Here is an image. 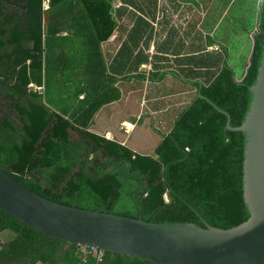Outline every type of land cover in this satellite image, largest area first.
Returning a JSON list of instances; mask_svg holds the SVG:
<instances>
[{"label": "trees", "instance_id": "trees-1", "mask_svg": "<svg viewBox=\"0 0 264 264\" xmlns=\"http://www.w3.org/2000/svg\"><path fill=\"white\" fill-rule=\"evenodd\" d=\"M47 1L45 24L43 0L0 2V169L32 193L78 209L223 230L245 222V134L226 129L225 114L197 93L225 110L231 126L240 125L252 99L264 34L254 36L251 66L241 82L227 64L202 62L209 64L199 69L209 68V82L193 84L191 102L154 153L142 156L88 126L100 106L121 99L117 76L146 79L139 69L148 58L143 52L133 57L143 36H128L116 63L107 66L102 44L114 35L119 17L111 1ZM258 32H264L263 0ZM149 76L153 82L164 78L161 72ZM50 124L54 130L48 133ZM65 128L76 138L66 139ZM0 234L5 236L0 264H80L77 246L53 240L1 210ZM87 264L150 263L105 253L101 262L90 258Z\"/></svg>", "mask_w": 264, "mask_h": 264}, {"label": "water", "instance_id": "water-1", "mask_svg": "<svg viewBox=\"0 0 264 264\" xmlns=\"http://www.w3.org/2000/svg\"><path fill=\"white\" fill-rule=\"evenodd\" d=\"M264 2V0H263ZM264 32H258L263 35ZM252 47L244 75L251 66ZM252 99L244 121L230 125V115L208 98L226 116L225 128L245 134L242 195L249 218L223 230L205 224L162 225L89 211L51 202L24 188L0 169V210L22 224L68 245L96 248L103 254L135 258L150 264H264V45ZM131 126V127H130ZM129 120L127 130L139 127ZM157 135L158 142L163 135ZM127 134V133H124ZM129 137V135H128ZM132 137V135H131ZM132 139V138H131ZM133 152L148 156L157 145L142 150L123 144ZM154 147V148H153Z\"/></svg>", "mask_w": 264, "mask_h": 264}, {"label": "crops", "instance_id": "crops-1", "mask_svg": "<svg viewBox=\"0 0 264 264\" xmlns=\"http://www.w3.org/2000/svg\"><path fill=\"white\" fill-rule=\"evenodd\" d=\"M238 1L239 0L214 1L213 4H211L209 7L208 17L200 19L201 32L198 35L199 44L193 46L192 49L190 50L188 49V46L185 45L178 50L171 51L172 49H167V51L164 52L166 55H170V56H175V55L187 56L184 57V59H181V63L179 66L153 65L152 63H150L149 56L147 55V53L145 51L139 50L140 47L138 45V48L133 54V57L135 54H137L136 52H143L144 56L148 58L149 63L142 65L139 69V72H143L145 74L146 79L142 82H137L135 79H128L121 81L120 76H117L119 81L115 84V86L120 89L121 99L119 101L103 104L102 106H100L98 110L95 112L91 121L89 122L88 130L99 135V137L101 138L116 142L121 145L128 143L130 141V144L137 148H140L142 150L148 148L150 149V147L152 146L149 144V140L150 141L156 140L157 144L155 145L157 146L160 143L157 142L159 141L157 135L151 130V128H153V123L155 125L157 122L158 111H156L153 105L152 108H149V104H148V101L149 100L152 101L153 97L155 96L154 95H152L153 97L147 96V94L148 93L152 94L154 91H156L157 86L159 84L161 85L165 81H168L167 79H164L165 77L170 78L171 79L170 81L173 80L174 82H178L183 85L186 84L192 85L194 87L193 84L196 82H198V84L199 82L201 83L209 82L210 78L206 74L210 70H208L209 68L208 69L203 68L202 70H199L201 66L209 65L210 62L213 63L219 62L218 68H221L223 64H227L230 68H232L235 71L232 64L233 59L239 62V64L241 62L244 63V65H242L243 66L242 76H243L244 71L247 67V61L249 55L251 53V47H252L251 36L258 34L259 31V16L262 8V0H255L256 9L253 16V20H248L246 15L243 14L242 11H240L241 15L231 14V10L233 9L235 3ZM43 7H45L44 4ZM46 18H47V11L43 16L44 24L46 22ZM227 18H229L231 24H233L232 21H236V23L241 28H243L242 31L244 35L243 38L237 34V29L236 31H234L236 33L234 35L231 29H228L227 25L225 26L224 31L222 32V37L216 38V34L219 31V28L223 24L224 20ZM235 36H239L238 38L239 41L238 39L235 38ZM119 38L120 36L115 31L112 38L106 43L102 44V52L105 57L107 66L114 65L116 63V60L118 59L117 54L119 50L122 48L123 44L128 42V36L123 35L121 36L120 40ZM111 42H116V47H117L116 53L115 51L111 52L108 49V44H110ZM120 44L122 45L120 46ZM233 52H235L234 58L232 55ZM111 54L113 55V57L107 58V56ZM205 61H207L206 63L209 64L201 65V63L202 62L204 63ZM130 63L131 62H129L127 65L129 66ZM171 68H176V69L174 70ZM187 69L191 71H188ZM153 72L163 73L164 78L162 79V81L160 82L150 81L149 75H152ZM172 72L176 74L179 73L181 77L180 78L174 77ZM124 74L134 75L137 74V72L136 71L131 73L127 72ZM241 77H238V75L236 74L237 79H240ZM144 83L146 85L145 88L143 89L144 90L143 95L139 97L140 99L133 101L126 97L125 101L122 103V100L124 98V93L121 88L122 86L130 85V84L133 85L144 84ZM29 87H33L34 89L41 90L40 88H37L34 85H30ZM158 97H161V95L156 96L154 100H157ZM191 100L189 101V103L191 102ZM183 110L184 109H182L181 112ZM181 112L173 115L172 122L174 121L176 116H178ZM129 117H134L137 119V121L139 120L138 123L140 124V126L135 127L133 129L129 128L127 130V125L129 124V119H128Z\"/></svg>", "mask_w": 264, "mask_h": 264}, {"label": "flooded vegetation", "instance_id": "flooded-vegetation-1", "mask_svg": "<svg viewBox=\"0 0 264 264\" xmlns=\"http://www.w3.org/2000/svg\"><path fill=\"white\" fill-rule=\"evenodd\" d=\"M1 1L9 3V0ZM110 1L112 7L116 10L115 13L117 12L119 15V17L116 16L115 21L117 24L116 32L120 38L123 35H142L139 50L147 53L150 63L153 65L179 66L181 59L187 56H170L164 52L167 49H172L171 51L178 50L185 45L190 50L193 46L198 45V35L201 32L200 19L208 17L210 5L217 0ZM47 9L48 1L46 8H43L42 4V10L46 12ZM173 76L176 78L181 77L179 73H173ZM1 103H3V97L0 95ZM128 119L134 124L139 121L134 117ZM153 129L158 135L165 133V131H161L156 127L154 123Z\"/></svg>", "mask_w": 264, "mask_h": 264}, {"label": "rangeland", "instance_id": "rangeland-1", "mask_svg": "<svg viewBox=\"0 0 264 264\" xmlns=\"http://www.w3.org/2000/svg\"><path fill=\"white\" fill-rule=\"evenodd\" d=\"M255 0H239L238 2L235 3L233 9L231 10V14L232 15H241L240 11L243 12V14L246 15L248 20H253V16L255 13ZM42 22H44V19L42 20ZM231 21L229 20V18L225 19L223 24L221 25V27L219 28V31L216 34V38H221L222 37V32L224 31L225 26L227 25L228 29H231V31L233 32V34L235 35L236 33L234 31H236L237 29V34L243 38V28H241L236 21H232L233 24L230 23ZM239 36H235L236 39L239 38ZM239 41V39H238ZM108 49L113 52L117 51V47H116V42H111L110 44H108ZM233 58L235 57V52L232 53ZM113 55H108L107 58H112ZM233 67L235 69L236 74L238 75V77H241L243 74V66L244 63L241 62L239 64V62H237L235 59H233ZM171 69H176V68H171ZM143 70V69H142ZM164 79H167L168 81H165L163 84H159L157 86L156 91H154L152 94L148 93L147 96H152L154 95L159 96L161 95V97H158L157 100H154L155 97H153L152 101H148L149 104V108L153 107L156 109V111H158L157 113V122L155 124L156 127H158L161 131H165L166 132L170 129V127L172 126V119H173V115L174 114H178L179 112H181L182 109H184L186 107V105L189 103V101L191 99H193L196 90L195 87H193L192 85H183L181 83L178 82H174L173 80L170 81L171 79L168 77H165ZM145 83L144 84H130V85H126V86H122V91L124 93V98L122 100V103L125 101V98L127 97L130 100L136 101L138 99H140L139 97L141 95H143V89L145 88ZM33 88V87H32ZM34 89V88H33ZM54 93L55 91H50V96L49 97H54ZM180 93V94H179ZM151 97V98H152ZM49 100V99H48ZM47 100V101H48ZM148 100V99H147ZM54 128L52 126V124L49 125L47 132L49 133L50 131H53ZM64 137L66 139H75L76 138V134L68 129L65 128L64 130ZM158 142V141H157ZM149 144L151 146H154L156 143V140L150 141L149 140ZM153 153H151L150 155H152ZM96 159H100V156H95ZM164 200L168 201V196L164 195ZM5 236H1L0 234V244H2L3 240H4Z\"/></svg>", "mask_w": 264, "mask_h": 264}, {"label": "built area", "instance_id": "built-area-1", "mask_svg": "<svg viewBox=\"0 0 264 264\" xmlns=\"http://www.w3.org/2000/svg\"><path fill=\"white\" fill-rule=\"evenodd\" d=\"M42 4H44L45 6L43 8H46L47 0H43ZM76 255L80 261V264H87V261L90 258L94 259L97 263H99L101 262L103 257V253L98 249L85 246H77Z\"/></svg>", "mask_w": 264, "mask_h": 264}, {"label": "bare ground", "instance_id": "bare-ground-1", "mask_svg": "<svg viewBox=\"0 0 264 264\" xmlns=\"http://www.w3.org/2000/svg\"><path fill=\"white\" fill-rule=\"evenodd\" d=\"M129 125V124H128ZM110 137H111V135H110Z\"/></svg>", "mask_w": 264, "mask_h": 264}]
</instances>
